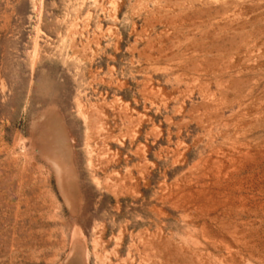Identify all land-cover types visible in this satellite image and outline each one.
Here are the masks:
<instances>
[{
    "label": "rangeland",
    "instance_id": "rangeland-1",
    "mask_svg": "<svg viewBox=\"0 0 264 264\" xmlns=\"http://www.w3.org/2000/svg\"><path fill=\"white\" fill-rule=\"evenodd\" d=\"M0 264H264V0H0Z\"/></svg>",
    "mask_w": 264,
    "mask_h": 264
}]
</instances>
